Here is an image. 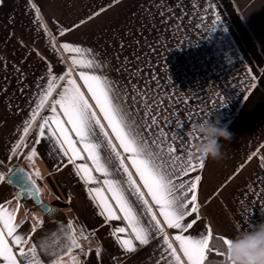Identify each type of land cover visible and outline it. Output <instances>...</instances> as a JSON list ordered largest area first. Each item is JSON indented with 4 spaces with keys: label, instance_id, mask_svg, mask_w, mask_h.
<instances>
[{
    "label": "crops",
    "instance_id": "1",
    "mask_svg": "<svg viewBox=\"0 0 264 264\" xmlns=\"http://www.w3.org/2000/svg\"><path fill=\"white\" fill-rule=\"evenodd\" d=\"M97 12L100 14L94 15ZM77 24L80 26L73 27ZM63 30L68 31L59 35ZM65 42L93 50L105 65L104 74L115 81L126 109L132 113L136 109L140 115L146 111V104L157 115L163 110L165 119H169L163 127L169 136H187L192 124L203 120H218L232 133L230 141L219 140L224 158H208L202 172L192 173L203 177L198 196L200 212L197 223L186 235L205 234L210 226L214 236L234 238L238 229L247 231L264 223V0H3L0 173L6 180L0 182V203L11 201L9 209L19 205L15 218L17 234L30 236L25 247L35 243L42 264H50L53 257L39 245L47 240L51 245L49 252L58 250L64 243L62 230L69 222L77 230L91 233L81 241L88 252L87 256L78 257L81 264H165L161 256L166 246L160 235L146 246L134 240L135 253L122 250L112 231L125 223L105 222L89 195L90 188L102 184H85L76 175L74 165L66 163L67 158L57 152L54 140L46 136L34 144L33 129L26 143L36 148L37 155L28 159V148L12 154L23 136L25 121L47 86L49 66L57 76L66 69L64 60L68 54L59 48ZM245 44L251 45L254 52L252 58L242 48L245 63L255 66L251 75L231 53ZM78 83L82 85L79 79ZM97 113L100 115L98 110ZM50 114L46 107L37 119ZM138 121L141 126L148 123L141 118ZM148 138H153L152 132ZM113 141L118 146L114 138ZM189 141L195 142L192 136ZM103 154L107 155V150ZM75 163L92 167L87 159ZM125 163L163 225V218L130 161L126 159ZM16 167L30 174L42 202L53 210L51 215L23 198L16 199L19 190L7 181ZM93 175L104 179L95 171ZM118 178L123 179L124 174L120 172ZM130 198L140 211L135 195ZM34 218L42 220L43 225ZM143 219L148 217L144 215ZM194 219L196 214L187 217L185 223ZM34 225L37 230L32 232ZM163 226L177 254L187 264L172 239L179 231ZM129 233L119 235L127 238Z\"/></svg>",
    "mask_w": 264,
    "mask_h": 264
},
{
    "label": "snow or ice",
    "instance_id": "2",
    "mask_svg": "<svg viewBox=\"0 0 264 264\" xmlns=\"http://www.w3.org/2000/svg\"><path fill=\"white\" fill-rule=\"evenodd\" d=\"M99 14L97 12L94 15ZM83 23L84 21L80 22ZM79 26L77 24L73 27ZM66 31L68 30L60 31L59 35H65ZM59 48L68 54L67 60H64L66 69L62 75L57 76L49 66L47 86L32 110L31 117L25 121L23 136L12 149L13 156L19 154L22 148L29 149L25 155L30 160L37 155L36 148L26 143V138L33 129L36 137L33 139L34 144L41 143L46 136L54 140L57 152L62 158H67L66 163L74 165L76 175L85 184H102V187L90 188L89 195L96 202L100 209L99 215L105 222L122 220L125 223V226L115 227L112 231V236L125 253L137 251L134 240L140 246H146L156 235H160L166 246L161 256L165 264H184L177 254V248L165 233L163 225H166L169 229L179 231L172 239L178 243L187 264H206L213 252L221 259V264H228L224 250L214 248L211 242L214 239L222 242L224 249L231 242L229 237H214L210 226L205 234L196 237L185 234L197 223L200 212L198 196L203 177L201 174L192 176V173L202 172L206 161L204 157H192L189 150L191 133L187 136H169L168 130L163 127V124L169 123V119H165L163 110L157 115L147 104L145 115L149 117L148 123L141 126L134 119V113L125 108L115 81L104 74L105 65L96 58L92 49L70 42L60 44ZM78 69L80 70L77 71ZM77 77L82 85L78 83ZM46 107L51 114L38 121L37 118ZM155 107L159 108V104ZM149 132H152L151 139L148 138ZM177 140H180V144H176ZM118 148L127 155H122ZM104 150H107V155L103 154ZM85 159L91 161L92 167L87 163H75ZM126 159L130 161L135 175L157 207L159 216L163 218V225L149 205V200L145 199V192L133 178V172L125 163ZM93 171L101 174L104 179L98 180ZM120 172L124 174L123 179L118 178ZM35 174L40 175L39 171ZM14 175L15 183L21 186L16 199L26 198L35 188V181L23 170H17ZM5 180L4 174L0 173V182ZM8 182L13 181L8 178ZM36 191L39 194V189ZM105 192L110 193V196ZM132 195H135L136 201L141 205L140 211L130 198ZM10 203L11 201L0 203V264H26V260L27 264H42L36 255L37 245L33 243L30 247H25L30 236L17 234L15 218L19 205L15 209H9L7 205ZM46 211L52 210L49 208ZM193 214H196L197 219L185 223L186 218ZM144 215L148 220L143 219ZM34 219L37 224L43 225L42 220ZM36 230L34 225L32 232ZM62 231L64 243L58 250L49 252L51 245L47 240L39 247L53 257L50 264H81L78 257L88 255L81 241L87 240L91 233H86L82 228L77 230L72 222ZM243 232L245 230L238 229L235 237ZM125 233H129L127 238L119 235ZM14 247L16 251H13ZM27 253L32 254L31 258ZM96 255H100L99 248L96 249ZM157 264L160 262L157 261Z\"/></svg>",
    "mask_w": 264,
    "mask_h": 264
},
{
    "label": "clouds",
    "instance_id": "3",
    "mask_svg": "<svg viewBox=\"0 0 264 264\" xmlns=\"http://www.w3.org/2000/svg\"><path fill=\"white\" fill-rule=\"evenodd\" d=\"M195 142L190 144L192 157L213 160L224 158L222 152L224 141H230L232 133L219 121L203 120L192 124L190 130ZM231 242L223 249L228 264H264V223L241 233L238 237L230 238ZM30 258V253L26 254ZM27 264V260H26Z\"/></svg>",
    "mask_w": 264,
    "mask_h": 264
},
{
    "label": "water",
    "instance_id": "4",
    "mask_svg": "<svg viewBox=\"0 0 264 264\" xmlns=\"http://www.w3.org/2000/svg\"><path fill=\"white\" fill-rule=\"evenodd\" d=\"M17 170H23L24 173H26L28 175H30V174L26 170H24L23 168H21V167H16L15 169H13L8 174L7 181H8V178H11L13 182L10 183V184H12L13 186H15L19 190V193H20L21 192V186L19 184L15 183L16 177H15L14 173H16ZM36 189H39V188L35 184V188H33L31 194L29 196H27L26 198H24V197H22V198L25 199V200H27L28 203H33L36 206H38L39 209L42 210L47 215H51L52 212H53V210L51 209V207L48 204H46L45 202H42L41 197H40V190H39V194H37ZM49 208L52 210L51 212L46 211V209H49Z\"/></svg>",
    "mask_w": 264,
    "mask_h": 264
},
{
    "label": "rangeland",
    "instance_id": "5",
    "mask_svg": "<svg viewBox=\"0 0 264 264\" xmlns=\"http://www.w3.org/2000/svg\"><path fill=\"white\" fill-rule=\"evenodd\" d=\"M214 6V5H213ZM222 27H224V25H222ZM242 48L245 50V54H251L252 58H253V51H251V45H243L242 47L239 46L238 48H236V50L234 52H231L232 55L234 56L235 59H237L239 61V66H242L244 64V67H245V71L247 72L248 75H251L252 73V68L255 69V66H253L252 64L251 65H248L245 63V58H243V52H242ZM249 52H248V51ZM123 100V104H124V99ZM125 106V104H124ZM151 108V107H150ZM134 119L135 120H139V118H141L143 121H147L148 120V116L145 115V110H144V114L140 115V113L138 112V110H134Z\"/></svg>",
    "mask_w": 264,
    "mask_h": 264
},
{
    "label": "trees",
    "instance_id": "6",
    "mask_svg": "<svg viewBox=\"0 0 264 264\" xmlns=\"http://www.w3.org/2000/svg\"><path fill=\"white\" fill-rule=\"evenodd\" d=\"M214 237H216V236H214ZM211 243L214 246V248H220L221 250H223L222 242L214 239ZM206 264H221V259L219 257L215 256V253L213 252L209 255V259L206 261Z\"/></svg>",
    "mask_w": 264,
    "mask_h": 264
},
{
    "label": "built area",
    "instance_id": "7",
    "mask_svg": "<svg viewBox=\"0 0 264 264\" xmlns=\"http://www.w3.org/2000/svg\"><path fill=\"white\" fill-rule=\"evenodd\" d=\"M90 239L92 240V239H93V237H92V236H90ZM31 256H32V254L30 253V258H31Z\"/></svg>",
    "mask_w": 264,
    "mask_h": 264
}]
</instances>
